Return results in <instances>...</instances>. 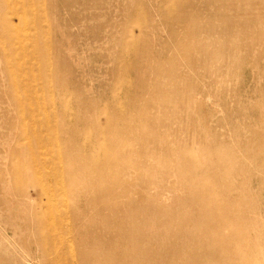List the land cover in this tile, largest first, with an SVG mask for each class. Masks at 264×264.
<instances>
[{
	"label": "rangeland",
	"instance_id": "obj_1",
	"mask_svg": "<svg viewBox=\"0 0 264 264\" xmlns=\"http://www.w3.org/2000/svg\"><path fill=\"white\" fill-rule=\"evenodd\" d=\"M201 43L223 49L213 66ZM156 99L189 122L173 137L236 143L253 195L232 197V232L154 239L137 264H264V0H0V264L89 263L65 149L91 150L90 121L143 125Z\"/></svg>",
	"mask_w": 264,
	"mask_h": 264
},
{
	"label": "bare ground",
	"instance_id": "obj_2",
	"mask_svg": "<svg viewBox=\"0 0 264 264\" xmlns=\"http://www.w3.org/2000/svg\"><path fill=\"white\" fill-rule=\"evenodd\" d=\"M195 47L201 62L212 66L223 51L204 43ZM230 58L232 67L236 61ZM221 69L218 64L214 73ZM158 99L151 104L157 107L153 115L138 114L143 125L113 116L104 126L90 121L84 134L93 135L91 150L65 149L61 172L71 195L65 218L77 236L91 237L83 251L88 264H137L154 239L165 243L232 232L241 218L232 197L239 189L241 195H253L250 183L236 179L242 164L235 158L236 143L233 152H225L218 139L203 144L199 136L173 137L181 123L188 129L189 122ZM243 152L238 155L256 156L249 146ZM18 258L13 256L15 264Z\"/></svg>",
	"mask_w": 264,
	"mask_h": 264
}]
</instances>
